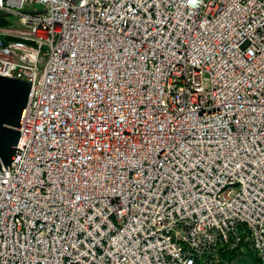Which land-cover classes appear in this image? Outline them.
Listing matches in <instances>:
<instances>
[{
    "label": "built area",
    "instance_id": "built-area-1",
    "mask_svg": "<svg viewBox=\"0 0 264 264\" xmlns=\"http://www.w3.org/2000/svg\"><path fill=\"white\" fill-rule=\"evenodd\" d=\"M0 11V74L32 81L0 264H264V0Z\"/></svg>",
    "mask_w": 264,
    "mask_h": 264
},
{
    "label": "water",
    "instance_id": "water-1",
    "mask_svg": "<svg viewBox=\"0 0 264 264\" xmlns=\"http://www.w3.org/2000/svg\"><path fill=\"white\" fill-rule=\"evenodd\" d=\"M7 12L0 11V15ZM32 81L0 74V168L10 169L29 100Z\"/></svg>",
    "mask_w": 264,
    "mask_h": 264
},
{
    "label": "trees",
    "instance_id": "trees-1",
    "mask_svg": "<svg viewBox=\"0 0 264 264\" xmlns=\"http://www.w3.org/2000/svg\"><path fill=\"white\" fill-rule=\"evenodd\" d=\"M7 20L4 16H0V23L3 24V23H6ZM242 252L241 256H240V261L243 263V264H257V255L254 251H252L251 249H247L246 252H243L242 249L238 248L236 250H232L228 253H223V257L225 258H229V257H233L234 255L238 254ZM259 264V263H258Z\"/></svg>",
    "mask_w": 264,
    "mask_h": 264
},
{
    "label": "rangeland",
    "instance_id": "rangeland-1",
    "mask_svg": "<svg viewBox=\"0 0 264 264\" xmlns=\"http://www.w3.org/2000/svg\"><path fill=\"white\" fill-rule=\"evenodd\" d=\"M35 7H38V8H41L42 5L40 4H33V5H30V6H27L26 9H33ZM1 16V15H0ZM10 21H12L13 23H16L18 21V16L14 13H9L8 14V17H7Z\"/></svg>",
    "mask_w": 264,
    "mask_h": 264
},
{
    "label": "snow or ice",
    "instance_id": "snow-or-ice-1",
    "mask_svg": "<svg viewBox=\"0 0 264 264\" xmlns=\"http://www.w3.org/2000/svg\"><path fill=\"white\" fill-rule=\"evenodd\" d=\"M193 2H195V0H193Z\"/></svg>",
    "mask_w": 264,
    "mask_h": 264
}]
</instances>
